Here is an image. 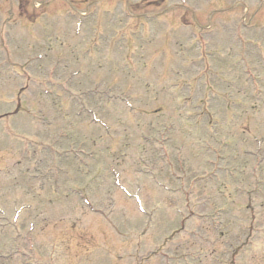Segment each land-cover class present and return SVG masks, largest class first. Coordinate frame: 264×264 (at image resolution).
Returning a JSON list of instances; mask_svg holds the SVG:
<instances>
[{
	"label": "rangeland",
	"instance_id": "obj_1",
	"mask_svg": "<svg viewBox=\"0 0 264 264\" xmlns=\"http://www.w3.org/2000/svg\"><path fill=\"white\" fill-rule=\"evenodd\" d=\"M68 1L0 0V264H264V0Z\"/></svg>",
	"mask_w": 264,
	"mask_h": 264
}]
</instances>
